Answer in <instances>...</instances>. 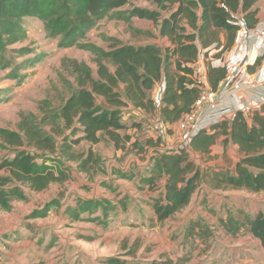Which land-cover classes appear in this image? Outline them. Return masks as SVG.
<instances>
[{"label": "rangeland", "instance_id": "1", "mask_svg": "<svg viewBox=\"0 0 264 264\" xmlns=\"http://www.w3.org/2000/svg\"><path fill=\"white\" fill-rule=\"evenodd\" d=\"M186 1V0H185ZM134 7L169 11L146 0H130L122 10ZM185 20L181 24H185ZM24 32L19 43L8 49L27 47L42 59L31 66L27 59L13 58V65L25 67L27 74L18 85L8 78L9 69L0 70V129L16 131L20 114L32 115L47 133L60 127L70 144V131L62 128L59 111L76 89L71 64L95 72L93 59L98 51L122 45L153 44L162 47L159 26L150 21L129 22L106 18L77 45L60 48L57 39L46 36L42 24L33 17L22 20ZM126 128L119 132L123 148L100 135L95 146L86 142L72 146L67 153L57 151L46 157L61 182L48 183L41 192L26 184L11 182L0 191L10 193L0 203V264H100L104 257H119L132 263L149 262L165 254L182 264H264V250L251 235L226 232L220 220L235 227L237 221L254 217L264 206V193L243 190H214L206 178L214 171H231L239 160L236 148L220 138L209 156L189 153L203 178L187 207L167 221L151 220L149 204L161 194L163 177L158 167V152L179 149L185 143L177 137V126L166 132L151 129V117L122 110ZM136 125V126H135ZM92 163L83 161L88 151ZM12 149L0 141V162L11 159ZM7 173L0 169V178ZM204 229L208 240L186 237L190 225Z\"/></svg>", "mask_w": 264, "mask_h": 264}, {"label": "trees", "instance_id": "2", "mask_svg": "<svg viewBox=\"0 0 264 264\" xmlns=\"http://www.w3.org/2000/svg\"><path fill=\"white\" fill-rule=\"evenodd\" d=\"M130 0H0V70L9 69L8 78L22 84L28 77L19 74L13 58L33 56L27 63L34 66L42 59L33 49L21 47L8 49L22 39L24 18H36L46 36L57 39L60 48L77 45L100 21L111 18L129 22L131 19L150 21L159 26L162 47L153 44L122 45L117 43L108 51H98L93 63L95 72L87 67L71 64L75 74L76 89L63 103L59 111L62 128L70 131L74 139L70 144L58 145L56 137L60 127H52L47 133L32 115L20 114L16 131L0 129V141L12 149L11 159L0 162L6 177L0 178V187L11 182L23 183L33 192L43 191L48 183L61 182L46 157L57 151L67 153L72 146L82 142L97 145L104 135L116 150L123 148L124 140L119 132L126 128L122 124V110L132 109L142 116L156 114L170 127L190 112L200 89L193 86V69L201 52L208 53L212 47L222 59L234 44L240 30L237 19L245 29L258 24L257 0H146L169 11L161 18L160 12L134 7L122 10ZM185 20V24L181 21ZM225 75L224 67L208 66L207 83L212 91ZM163 82L164 90L159 103H154L152 92ZM5 91L0 90V95ZM136 126V125H135ZM222 142L233 145L239 160L231 171H214L206 182L214 190H243L249 193H264V117L254 113L247 120L237 114L231 122L223 121L200 130L189 141L187 149L162 150L158 152V167L163 177L159 197L149 204L151 220L161 224L187 207L203 178L189 153L201 157L209 156L212 147ZM89 150L82 163H92ZM10 193L0 191V203ZM226 232L241 230L256 239L264 250V206L254 217L237 221L235 227L220 220ZM195 222L189 226L186 237L206 242L204 229H196ZM100 264H182L165 254L149 262L128 263L119 257H104Z\"/></svg>", "mask_w": 264, "mask_h": 264}, {"label": "built area", "instance_id": "3", "mask_svg": "<svg viewBox=\"0 0 264 264\" xmlns=\"http://www.w3.org/2000/svg\"><path fill=\"white\" fill-rule=\"evenodd\" d=\"M237 21L242 23L239 18ZM246 30L252 45L249 48L241 47L231 62L224 63L228 52L222 59H217L215 54L219 50L212 47L208 53L201 52L197 61L191 65L193 86H198L200 92L190 112L177 124V137L180 142L185 143L179 149H187L191 138L200 130H208L212 125L223 121L231 122L237 114L247 120L254 113L264 117V24ZM210 65L225 69L224 78L215 91L210 89L206 78ZM163 90L164 84L161 82L154 103H159ZM253 91L258 93L255 96L234 99L238 95ZM150 124L151 129L159 133L169 129L158 115L152 117Z\"/></svg>", "mask_w": 264, "mask_h": 264}, {"label": "crops", "instance_id": "4", "mask_svg": "<svg viewBox=\"0 0 264 264\" xmlns=\"http://www.w3.org/2000/svg\"><path fill=\"white\" fill-rule=\"evenodd\" d=\"M254 8L257 9V18H258L257 26L259 24H264V0H257ZM238 24L240 26V30L237 33L236 39L234 41V44H233L231 50L224 57V63H229L232 60H234V58H236V56L238 55L239 49L241 47L249 48L252 45V41L249 38L248 31L242 27V23L240 21L238 22ZM262 77H264V74H262ZM159 85H160V83L156 86V88L152 92V99L153 100L155 99V94L157 92ZM257 93L258 92H255V91L243 93V95H238V96L234 97V99L255 96ZM229 99H231V98H229ZM126 111H131V113H133L135 115L136 114L141 115L140 112L134 111L132 109H128ZM124 119H125V115H122V117H121L122 124H124V122H123ZM176 126H177V123L172 124L170 127H176Z\"/></svg>", "mask_w": 264, "mask_h": 264}]
</instances>
